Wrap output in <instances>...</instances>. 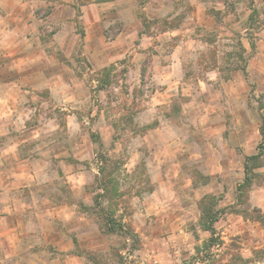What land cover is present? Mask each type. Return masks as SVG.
<instances>
[{"label": "rangeland", "instance_id": "1", "mask_svg": "<svg viewBox=\"0 0 264 264\" xmlns=\"http://www.w3.org/2000/svg\"><path fill=\"white\" fill-rule=\"evenodd\" d=\"M35 13L50 86L26 92L24 127L0 134V148L32 135L20 151L35 175L32 206L9 212L0 197V264H187L198 246L196 264H264V223L232 212L248 207L237 186L261 141L264 0H45ZM31 23L32 0H0V43L30 38ZM6 48L0 81L24 71ZM98 153L112 159L108 197L139 243L81 206L102 191ZM256 171L251 207L264 200V165ZM207 193L228 210L206 249Z\"/></svg>", "mask_w": 264, "mask_h": 264}, {"label": "crops", "instance_id": "2", "mask_svg": "<svg viewBox=\"0 0 264 264\" xmlns=\"http://www.w3.org/2000/svg\"><path fill=\"white\" fill-rule=\"evenodd\" d=\"M42 1L45 0H32V23L30 24L32 36L30 38L28 36L21 37L20 40L12 42L4 41L0 43L7 47L9 55H17L16 60L26 64L24 66H22L23 63L16 65L18 71H21L20 67L24 70L22 73L18 72V78L0 81V91L3 93V96L0 97V128L3 131L0 134L8 132V127L6 126L11 122L24 127V124H22L23 119H19H21L22 104L28 98L26 92L42 90L50 86L47 78V65L50 64L49 57L51 56L45 50V44L42 43L39 37L40 21L35 13L38 3ZM25 24L27 23H22L21 25ZM31 136L29 134L26 135L24 130H21L20 135L12 138V142L0 148V189H3L0 197L6 202L5 204L9 205L6 207L8 211L10 210L9 212L16 210L18 208L17 205L32 206V180L35 178L32 168L34 159L32 160V156H23L20 151L21 143L31 138ZM229 150L233 151L234 149L229 147ZM256 152L257 150L247 155ZM21 190H25L28 194L24 193L25 196L22 193L11 194L14 191L17 193V191ZM257 198L256 202L260 207H263V198ZM8 218L10 216H1L2 222Z\"/></svg>", "mask_w": 264, "mask_h": 264}, {"label": "trees", "instance_id": "3", "mask_svg": "<svg viewBox=\"0 0 264 264\" xmlns=\"http://www.w3.org/2000/svg\"><path fill=\"white\" fill-rule=\"evenodd\" d=\"M254 11H256V9H254ZM253 45H255V43H253ZM115 68V64H110L100 69L99 72L101 76L97 79V89H103L110 85L111 74ZM260 133L261 141L258 144V151L245 157V176L237 186L238 205L247 204L248 207L245 209H237L233 207L232 212L241 213L247 218L259 220L260 222L264 223V212L262 209L258 206L251 207L249 204V191L251 190L257 176H259L256 168L262 167L264 165V116L260 125ZM92 137L96 142L102 144L100 134L93 132ZM97 159L100 165L99 176L96 180L99 182V188L102 191L96 193L94 205L88 206L84 203H81V206L86 209H93L94 214H96L98 217L100 225L105 232L124 234L127 238H132L134 243H139V235L134 229L133 225L129 221L123 219V217L117 215L115 203L112 201V197H108L109 192H111L110 184L114 180L113 171L110 168L112 159L105 153H98ZM105 199L108 201V205H105ZM219 203L220 197L213 193L205 194L199 202V226L202 230L209 231L211 233L209 239L205 241V245L207 246L206 249L208 247L210 248V246H213L217 242H220L218 241L220 238L217 236L216 223L226 213L228 208L221 207ZM196 249V255H194L192 261L187 264H196L200 260L197 254L201 252L202 247L198 246Z\"/></svg>", "mask_w": 264, "mask_h": 264}]
</instances>
